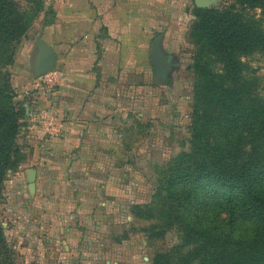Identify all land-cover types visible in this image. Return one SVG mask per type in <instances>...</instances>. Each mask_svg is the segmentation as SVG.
<instances>
[{"label": "crops", "instance_id": "crops-1", "mask_svg": "<svg viewBox=\"0 0 264 264\" xmlns=\"http://www.w3.org/2000/svg\"><path fill=\"white\" fill-rule=\"evenodd\" d=\"M188 1L196 7V0ZM154 2L158 11L166 8L162 0H59L49 25L40 18L34 28L43 31L42 40L54 50L66 76L52 100L41 102L51 120L50 135L44 123L35 120L29 126L26 149L31 156L19 176L24 189L31 182L35 191L17 205V229H25L31 217L47 230L56 250L84 256L100 252L97 264H111L110 254L126 247L137 250L138 243L132 242L137 234L129 232L132 208L151 201L137 186L132 161L122 167V156L131 152L122 149L121 130L131 138L132 121L135 126L142 119L152 122L153 89L136 81L154 74L152 33L163 25L147 21ZM137 44L150 45L149 70L137 65ZM32 47L26 40L22 57ZM149 150L140 154L152 158L153 148ZM27 172L33 174L28 181Z\"/></svg>", "mask_w": 264, "mask_h": 264}, {"label": "trees", "instance_id": "trees-1", "mask_svg": "<svg viewBox=\"0 0 264 264\" xmlns=\"http://www.w3.org/2000/svg\"><path fill=\"white\" fill-rule=\"evenodd\" d=\"M232 1L264 9V0ZM27 3L31 7L0 0V59L27 37L42 12L41 0ZM193 17L191 151L167 165L168 178L151 203L133 208L136 217L157 222L138 231L150 246L170 233L176 237L151 264H264V100L245 90L241 62L264 56V29L232 8H195ZM238 86L244 89L237 92ZM20 119L10 91L0 87V194L8 172L24 158L16 142ZM207 207L215 212L212 220ZM2 246L0 226V264H6Z\"/></svg>", "mask_w": 264, "mask_h": 264}, {"label": "rangeland", "instance_id": "rangeland-1", "mask_svg": "<svg viewBox=\"0 0 264 264\" xmlns=\"http://www.w3.org/2000/svg\"><path fill=\"white\" fill-rule=\"evenodd\" d=\"M19 1L24 8L31 7V4L27 3L28 0ZM41 1L43 3L42 12L32 24L27 37L15 45L10 56L0 59V87H7L10 95L13 96L14 105L21 115L20 130L16 142L24 155L16 169L8 172L2 184L0 226L3 235V251H1V258L6 261V264H97L95 261L100 257V252L84 253L87 254L84 256L78 252L64 253L61 250H56L47 230L43 229L40 223L33 221L31 217L26 221L25 229H17V222L19 221L16 213L17 205L23 197L27 199V197L33 196L35 191V186L30 185L31 182L28 188L24 189L23 178L19 176L23 166L31 156V153L26 149L28 147V132L32 131L29 126L35 124V120L44 123V132L50 135L51 120L48 118V110L40 108L41 102L52 100L66 76L63 67L57 64L53 71L58 72L59 75L55 79L56 85L51 91L46 82L48 74H41L39 71L43 54L37 38L41 36L42 40L43 31L40 33L38 29L34 31V28L40 18H43L44 26L49 25L54 17L53 4L59 0ZM162 1L166 8L162 12L158 11V5L154 2V11L149 13L147 21L151 20L153 24L162 21L161 28L153 29L152 38L165 36L163 37V49L174 57L173 70L157 82L154 74L150 77L147 76V78L137 76L136 83L138 86H144L146 83L153 89L152 122L149 119L144 120V122L142 119L141 122L138 120L135 126L132 116L131 133L129 134L131 138H127L128 133L121 130L125 136L122 140V149L129 148L128 151L131 152L130 155L122 156V167H125L127 161H132L131 167L136 171V174L134 173L135 179L139 182L137 186L142 191L148 192L147 195H151V201L158 195V191L168 178L169 167L167 165L182 153H190L191 151V114L196 83L195 74L191 69L195 48L190 45V33L195 21L193 10L197 7H193L192 2L188 0ZM207 5L219 10L232 8L243 15L248 22H259L264 29V9L262 8H245L232 0H214L213 3ZM138 15V19L142 20L143 14L139 13ZM138 31L140 30L138 29ZM26 40L33 43V50L29 55L22 57ZM149 47V44L136 45L138 53L136 62L140 69L149 70ZM241 62L244 64L242 85L246 86L245 90L249 89L252 96L255 95L258 99L264 100V56L255 53L251 56L242 57ZM219 69L220 66H216V70ZM243 86L235 87L234 90L240 92L244 89ZM161 106L162 109L167 106V110L156 111ZM224 120L217 126V132L223 131L220 129L224 128L227 122L226 119ZM134 126L136 130L132 131ZM121 127L126 129V126L121 125ZM150 134H153V138ZM150 148H153L154 152L152 158H146L144 154H140L149 152ZM30 175L33 174L27 172V181L32 179ZM212 202L215 204L214 200ZM210 205L213 206V204ZM208 207L206 216L212 220L215 217V212ZM133 208L134 227L131 226L129 232L131 235L137 234L132 240L133 243H138L137 250L132 251L131 247H126L125 251L110 254L113 258L111 264H151L156 252L168 249L176 243L175 235L170 233L165 240L158 241L156 239L154 244L150 246L147 236L138 230L150 227L152 223L157 222L155 219L148 221L144 217H136ZM200 215H205L204 209ZM239 231L245 232V227ZM39 241L41 242L40 245ZM78 256H82L86 261L79 262L80 257L78 259Z\"/></svg>", "mask_w": 264, "mask_h": 264}, {"label": "water", "instance_id": "water-1", "mask_svg": "<svg viewBox=\"0 0 264 264\" xmlns=\"http://www.w3.org/2000/svg\"><path fill=\"white\" fill-rule=\"evenodd\" d=\"M211 0L209 3H213ZM204 0H196V7L200 9H209L208 3L204 4ZM162 36L154 39L151 45L150 59L154 71V78L157 81L164 78V76L173 70L174 57L166 53L162 46ZM39 47L42 51L43 57L39 64V71L41 74L51 73L58 64V58L54 50L45 42L41 40V36L37 38Z\"/></svg>", "mask_w": 264, "mask_h": 264}, {"label": "built area", "instance_id": "built-area-1", "mask_svg": "<svg viewBox=\"0 0 264 264\" xmlns=\"http://www.w3.org/2000/svg\"><path fill=\"white\" fill-rule=\"evenodd\" d=\"M54 1H55V0H54ZM58 75H59L58 72L53 71V72H51L50 74H48V76H47V78H46L47 85H48L49 88H51V91L54 89V87H55V85H56V84L54 83V81H55V79L57 78ZM61 75H62V73H61Z\"/></svg>", "mask_w": 264, "mask_h": 264}]
</instances>
